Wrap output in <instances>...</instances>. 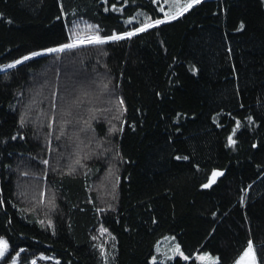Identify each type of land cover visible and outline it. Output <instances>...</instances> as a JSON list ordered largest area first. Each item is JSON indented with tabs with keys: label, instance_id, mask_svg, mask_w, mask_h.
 <instances>
[{
	"label": "trees",
	"instance_id": "trees-1",
	"mask_svg": "<svg viewBox=\"0 0 264 264\" xmlns=\"http://www.w3.org/2000/svg\"><path fill=\"white\" fill-rule=\"evenodd\" d=\"M189 3L0 0V264H264V0Z\"/></svg>",
	"mask_w": 264,
	"mask_h": 264
},
{
	"label": "rangeland",
	"instance_id": "rangeland-1",
	"mask_svg": "<svg viewBox=\"0 0 264 264\" xmlns=\"http://www.w3.org/2000/svg\"><path fill=\"white\" fill-rule=\"evenodd\" d=\"M166 19H169V18H166ZM96 36H98V35L95 33H87V34H83V35H77V36H74L72 38L70 43L76 42L78 38H91V37H96ZM119 36H121V35H119ZM57 48H59V47H57ZM0 240L7 242L4 237H0ZM7 245H8V243H7ZM247 249H245L240 254V256H238V258L234 261L233 264H238V261H240L241 257L243 256V254L245 253V251ZM7 250H8V248H7ZM252 252L254 253L253 246H252ZM254 255H255V253H254ZM3 256H0V259ZM175 256H184V254L181 251L180 246L175 239V236L171 233H166V234L162 235L160 238H158V240L156 241L155 246H154V252L152 253V255L150 257V261L152 263H154V262L165 263V262H168L169 260H171ZM201 258H203V259H201ZM196 259L200 264H213L214 262H216L217 257L215 255L208 253V252H198L196 254ZM54 261H55V258L53 255L38 254L37 256L32 258L31 264H53ZM17 262H18V255L15 254L8 264H17ZM244 264H247V261H245ZM255 264H258L256 257H255Z\"/></svg>",
	"mask_w": 264,
	"mask_h": 264
},
{
	"label": "snow or ice",
	"instance_id": "snow-or-ice-1",
	"mask_svg": "<svg viewBox=\"0 0 264 264\" xmlns=\"http://www.w3.org/2000/svg\"><path fill=\"white\" fill-rule=\"evenodd\" d=\"M199 2H200V0H191V3L187 4L186 7H183L181 9V11L178 12L177 14L178 15L182 14V12L187 11L188 8L192 7L193 4L199 3ZM166 18L175 19V16H168V14L166 13ZM163 22L164 21H162V20H156L153 23H145L141 28L136 29V31L137 32L144 31L146 28L152 27L153 24H160V23H163ZM241 27H243V26L241 25ZM133 34L134 33H132V32L125 33L126 36H132ZM108 39L119 40V39H122V37L119 36V35H113V36L109 37ZM103 42H104V40H102L99 36L91 37V38H78L77 41L74 42V43L62 45L59 48L47 49L46 51L47 52H60V51H63L64 49H66V48H74V47H76L77 43H89V44H92V43H103ZM40 54L41 53L34 52L31 55L32 56H37V55H40ZM29 58H30L29 56H25L22 59L23 60H28ZM19 63H21V60H17V61H15L12 64L4 65V67L5 68H12V67H15V65L19 64ZM231 140H232V138L229 137V141L230 142H231ZM219 175H221V173L213 172L212 177L209 179L208 184L203 185V187H209L215 181V178L217 176H219ZM7 248H8L7 242L0 240V256L4 255V253L7 251ZM201 259H203V258H201ZM245 261H247V264H255V255L252 252V243H251V241H249L248 249L245 251V253L241 257L240 261H238V264H244Z\"/></svg>",
	"mask_w": 264,
	"mask_h": 264
},
{
	"label": "water",
	"instance_id": "water-1",
	"mask_svg": "<svg viewBox=\"0 0 264 264\" xmlns=\"http://www.w3.org/2000/svg\"><path fill=\"white\" fill-rule=\"evenodd\" d=\"M185 7H186V6H185ZM164 20H167V19H164ZM28 56H31V55H28ZM2 69H6V68H5V67L0 68V70H2ZM213 172H219V173H221V174L224 173V171H223V170H220V169H215V170H213ZM213 172L211 173L210 178L212 177ZM217 177H218V176H217ZM217 177H216V178H217ZM210 178H209V179H210ZM216 178H215V179H216ZM208 182H209V180H208L205 184H208ZM213 183H214V182H213ZM213 183H212V184H213ZM205 184H204V185H205Z\"/></svg>",
	"mask_w": 264,
	"mask_h": 264
}]
</instances>
